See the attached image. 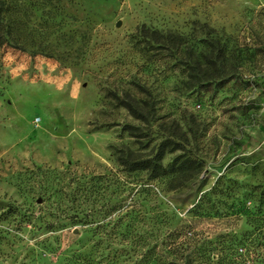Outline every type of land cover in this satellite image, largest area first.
I'll return each mask as SVG.
<instances>
[{
  "label": "rangeland",
  "instance_id": "obj_1",
  "mask_svg": "<svg viewBox=\"0 0 264 264\" xmlns=\"http://www.w3.org/2000/svg\"><path fill=\"white\" fill-rule=\"evenodd\" d=\"M6 1L0 264H264V0Z\"/></svg>",
  "mask_w": 264,
  "mask_h": 264
},
{
  "label": "trees",
  "instance_id": "obj_2",
  "mask_svg": "<svg viewBox=\"0 0 264 264\" xmlns=\"http://www.w3.org/2000/svg\"><path fill=\"white\" fill-rule=\"evenodd\" d=\"M7 6H8V2L6 0H0V31L3 32L4 36L9 35V32H7L9 27L7 26V24H5V16L9 12ZM3 38L4 37L2 36L1 40H3ZM178 41L179 40H176L175 38L170 36V39L165 40L164 44L165 46L166 45L170 46V49H173L174 51L180 50L181 47L184 46V43ZM201 57L202 55H198V52L190 54V62L194 64V69L196 72L201 71L200 69L201 63L199 61ZM128 109L132 114V116H134L136 119L138 120L142 119L141 113L133 105H130ZM161 162H162V158L159 157L147 162H130L128 164H123V167H126L127 171H129L130 173L148 172L150 173V180L156 181L167 176L163 170ZM191 231H192L191 226H186L182 228L180 231L178 230L174 234L173 239H171L173 241L171 245L172 246L177 245V243L179 245L180 240H185L186 242L188 241V243L187 244L185 243L186 245L181 244L179 248L192 249L193 247H195V249H197L198 244H195L196 243L194 240L195 236L194 234H192ZM166 248L170 249V243L166 246ZM225 249L232 251L234 249V246L233 245H230L229 247L224 246L223 250Z\"/></svg>",
  "mask_w": 264,
  "mask_h": 264
}]
</instances>
